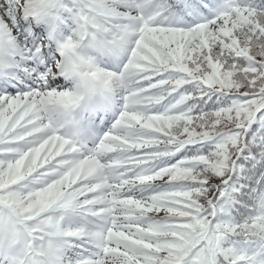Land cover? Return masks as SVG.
I'll return each instance as SVG.
<instances>
[{
    "label": "snow or ice",
    "instance_id": "snow-or-ice-1",
    "mask_svg": "<svg viewBox=\"0 0 264 264\" xmlns=\"http://www.w3.org/2000/svg\"><path fill=\"white\" fill-rule=\"evenodd\" d=\"M0 264H264V0H0Z\"/></svg>",
    "mask_w": 264,
    "mask_h": 264
}]
</instances>
